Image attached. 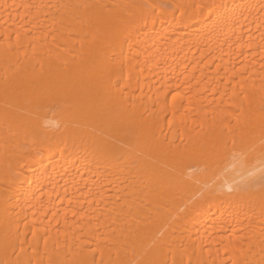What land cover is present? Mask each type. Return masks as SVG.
I'll return each instance as SVG.
<instances>
[{
  "label": "bare ground",
  "instance_id": "6f19581e",
  "mask_svg": "<svg viewBox=\"0 0 264 264\" xmlns=\"http://www.w3.org/2000/svg\"><path fill=\"white\" fill-rule=\"evenodd\" d=\"M0 264H264V0H0Z\"/></svg>",
  "mask_w": 264,
  "mask_h": 264
}]
</instances>
